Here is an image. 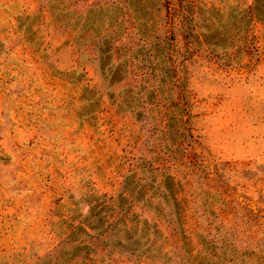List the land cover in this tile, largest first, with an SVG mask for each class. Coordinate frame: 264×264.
Instances as JSON below:
<instances>
[{"label":"rangeland","instance_id":"obj_1","mask_svg":"<svg viewBox=\"0 0 264 264\" xmlns=\"http://www.w3.org/2000/svg\"><path fill=\"white\" fill-rule=\"evenodd\" d=\"M263 18L0 0V264H264Z\"/></svg>","mask_w":264,"mask_h":264},{"label":"trees","instance_id":"obj_2","mask_svg":"<svg viewBox=\"0 0 264 264\" xmlns=\"http://www.w3.org/2000/svg\"><path fill=\"white\" fill-rule=\"evenodd\" d=\"M166 1H170V0H166ZM256 12H257L256 3H254L253 5H251V13H252L251 16L253 17L254 14H256ZM173 15H174V13H172V16Z\"/></svg>","mask_w":264,"mask_h":264}]
</instances>
